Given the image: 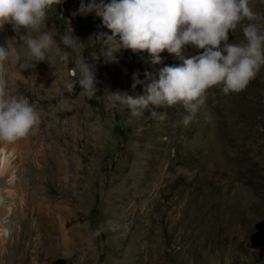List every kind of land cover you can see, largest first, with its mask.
I'll use <instances>...</instances> for the list:
<instances>
[{
    "label": "rangeland",
    "instance_id": "obj_1",
    "mask_svg": "<svg viewBox=\"0 0 264 264\" xmlns=\"http://www.w3.org/2000/svg\"><path fill=\"white\" fill-rule=\"evenodd\" d=\"M250 2L264 29V0ZM79 3L50 11L49 31L73 33L78 49L53 47L48 61L28 58L11 24L0 31L16 50L0 72L40 115L26 137L0 142V264H264V67L240 92L208 89L187 126L179 104L157 109L163 120L106 109L108 91H142L134 72L180 61L121 50L105 62L93 38L110 30L73 15ZM228 38L242 43L241 26ZM80 58L95 64L91 100L62 87Z\"/></svg>",
    "mask_w": 264,
    "mask_h": 264
},
{
    "label": "clouds",
    "instance_id": "obj_2",
    "mask_svg": "<svg viewBox=\"0 0 264 264\" xmlns=\"http://www.w3.org/2000/svg\"><path fill=\"white\" fill-rule=\"evenodd\" d=\"M62 0H0V31L11 24L20 33L27 57L36 63L48 61L56 46L77 50L73 33L49 31L50 11ZM94 13L109 32H98L93 40L105 62H117V53L146 52L148 63L162 62L161 53L174 55L180 63L160 67L155 74L145 71L143 79L132 74L133 83L142 87L137 94L108 91L106 109H127L132 117L156 116L157 109L182 105L186 114L180 124L187 126L206 102L207 90L219 86L223 94L244 90L264 67V29L250 0H80L73 15ZM247 21V23H242ZM241 26L244 40L232 43L228 34ZM24 28L23 34L20 29ZM59 36V40L54 37ZM195 54L186 55V49ZM8 40L0 45V65L15 56ZM75 77V79H73ZM95 64L80 58L62 79L65 92L79 86L78 96L97 97ZM40 115L27 96L13 94L0 72V142L14 143L32 132Z\"/></svg>",
    "mask_w": 264,
    "mask_h": 264
}]
</instances>
